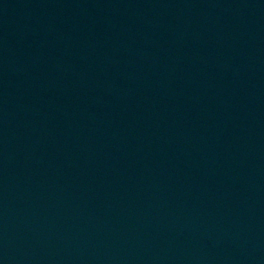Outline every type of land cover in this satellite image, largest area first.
Masks as SVG:
<instances>
[{"label":"water","instance_id":"95a60500","mask_svg":"<svg viewBox=\"0 0 264 264\" xmlns=\"http://www.w3.org/2000/svg\"><path fill=\"white\" fill-rule=\"evenodd\" d=\"M0 264H264V0H0Z\"/></svg>","mask_w":264,"mask_h":264}]
</instances>
